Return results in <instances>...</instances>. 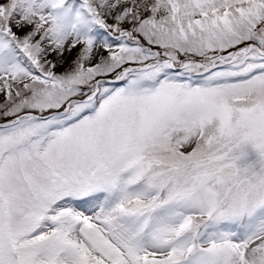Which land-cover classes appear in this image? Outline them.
<instances>
[{
    "label": "snow or ice",
    "instance_id": "obj_1",
    "mask_svg": "<svg viewBox=\"0 0 264 264\" xmlns=\"http://www.w3.org/2000/svg\"><path fill=\"white\" fill-rule=\"evenodd\" d=\"M0 264H264V0H0Z\"/></svg>",
    "mask_w": 264,
    "mask_h": 264
}]
</instances>
